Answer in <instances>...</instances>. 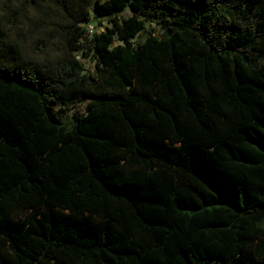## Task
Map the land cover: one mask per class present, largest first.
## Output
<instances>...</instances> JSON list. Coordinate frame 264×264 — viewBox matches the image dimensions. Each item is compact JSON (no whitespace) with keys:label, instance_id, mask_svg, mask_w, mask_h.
<instances>
[{"label":"trees","instance_id":"1","mask_svg":"<svg viewBox=\"0 0 264 264\" xmlns=\"http://www.w3.org/2000/svg\"><path fill=\"white\" fill-rule=\"evenodd\" d=\"M91 6L0 45V264H264V0Z\"/></svg>","mask_w":264,"mask_h":264},{"label":"rangeland","instance_id":"2","mask_svg":"<svg viewBox=\"0 0 264 264\" xmlns=\"http://www.w3.org/2000/svg\"><path fill=\"white\" fill-rule=\"evenodd\" d=\"M93 1L0 0V45L16 48L14 56L21 63H55L66 54L59 28L82 18L86 13L90 14V18H95L91 6ZM129 16V11L123 15ZM110 26L107 21H101L99 30ZM146 31L158 37L163 36V29L156 20L147 23ZM1 48L0 61H5L3 56L6 55ZM85 66L89 72H93L89 61H85ZM76 111L83 113L85 106H79Z\"/></svg>","mask_w":264,"mask_h":264},{"label":"built area","instance_id":"3","mask_svg":"<svg viewBox=\"0 0 264 264\" xmlns=\"http://www.w3.org/2000/svg\"><path fill=\"white\" fill-rule=\"evenodd\" d=\"M89 30H90V32H92L93 31V26H89ZM77 59H79V56H77Z\"/></svg>","mask_w":264,"mask_h":264}]
</instances>
